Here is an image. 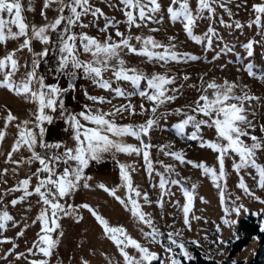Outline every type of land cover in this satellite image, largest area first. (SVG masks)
Wrapping results in <instances>:
<instances>
[{
    "label": "snow or ice",
    "instance_id": "obj_1",
    "mask_svg": "<svg viewBox=\"0 0 264 264\" xmlns=\"http://www.w3.org/2000/svg\"><path fill=\"white\" fill-rule=\"evenodd\" d=\"M248 0H244L247 4ZM231 0H169L167 5L162 0H119L122 7L123 20L109 17L103 9L94 4L92 0H43L41 15L45 22L41 24L30 23L24 15L25 5L23 0H0V45L5 47V53L0 55V87H4L13 94L23 95L25 99L33 102L35 110H30L32 118L19 121L10 108L6 109V116L3 118V127H0V143L6 137L7 129L12 121H19L16 124L17 132L14 134V142L11 149L7 151L6 159L16 165L13 172H19V166L27 163L36 164L35 170L29 168L28 174L20 177L10 188L3 189L0 195V230L20 225L8 204L15 206L33 194L38 196L37 203L41 205L40 210L31 223H40L41 227L36 239L31 241V246L24 252L16 251L18 258H26L28 264H51V257L58 249L60 238L64 235L61 219L73 217L77 222L83 219L82 209H87L102 226L104 234L114 242L123 264H153L160 253L152 250L141 239L134 237L123 224H112L107 217L88 202L79 204L68 203L67 198L72 196L82 186L93 187L89 181L92 177L86 173L92 160H102L106 154L119 152L142 153L144 166L148 175L153 174L159 177L158 187L159 198L155 201L161 208L164 206V196L170 194L171 186L178 185L185 197L182 206L183 225L191 229L190 217L194 208L196 198L195 183L186 187L183 179L179 178L175 165L166 163L163 159H154L151 148V132L160 125V119L167 117V110L157 113L168 102L175 101L179 94L181 85L171 87L177 79L175 74L155 71L148 73L139 67L129 66L125 59L124 52L138 54L148 61L163 63L167 65L170 61L196 60L200 57L188 51H179L175 36H169L168 42L159 40L154 34L159 27H151L153 23L163 22L167 13L172 22H181L186 35L194 42L206 45L204 51L213 48V40L218 36L216 27L209 23L206 31L197 33L195 28L198 21L208 19L217 20L218 9H223L228 16L232 17L233 9L230 7ZM56 6L58 15L49 19L44 9ZM29 10L34 7L29 4ZM254 16L246 23L249 27L256 25L264 36V0L251 4ZM92 15L94 18L104 16V24L99 31L105 32L104 39L97 35L90 34L83 29L84 17ZM124 23L126 30H121L119 25ZM218 23L230 27L234 24L236 29H243L245 22L240 20H227L221 13ZM133 28H147L144 31L133 32ZM115 32L114 38L112 32ZM54 34V35H53ZM223 39V37H219ZM45 45L37 51L35 42ZM10 42H17V47L8 48ZM259 43L254 38L249 39L242 46L247 55L252 57L254 45ZM225 45L221 51L228 50ZM23 49L31 54V61L26 59L23 65L20 62L17 52ZM56 56L54 82H48L45 74L39 71L42 63H48L49 55ZM82 54H88L87 59ZM221 54L217 51L212 57L217 59ZM240 54L237 53V56ZM207 59V56L204 57ZM26 70L22 73L21 67ZM223 67V65L221 66ZM246 71L252 77L264 80V69L256 71L253 61L245 65ZM89 78L95 85L115 93V96L125 98V102L113 106L105 111L97 104L111 103V98L105 95H93L85 89V95L93 101V104H84L79 111L68 109L64 102V93L75 88L73 78L80 75ZM106 73L110 75L106 76ZM191 74H184L187 80ZM67 76L69 83L67 88L60 85L59 77ZM123 82H130L133 90L128 91ZM248 85H238L235 80L224 78L222 82L210 79L207 82L201 77V89L195 101L187 106L172 109L173 112L182 113L173 127L178 136L188 135L192 140L198 141L201 147H208L217 153V165H209L207 161H196L189 159L184 149H172L170 144H158L164 155L174 158L180 164H191L202 169L205 175L210 176L211 181L219 190L220 201L224 204V224L234 225L236 220L230 219L231 213L237 215L241 212L243 205H228L225 200H230L227 193V170L226 158L232 159L231 167L241 173L238 187L246 194L256 200L264 198L258 196L244 179L242 169L252 168L255 170L257 182L256 187L264 189V163L260 162L264 156V136L257 135L256 129L264 133V123L253 122L249 119L251 109L245 107V102L260 100L250 91H244ZM240 89V91H237ZM138 96V106L133 103L131 97ZM59 110L60 118L70 125L73 132V143L69 145L63 140L48 141L46 139V123H51L55 113ZM143 114L146 119L135 122H118L117 114ZM150 113V114H149ZM191 126V131L186 129ZM204 127L215 130V138L203 136ZM135 137L139 144L129 143L126 137ZM245 137L250 138L246 140ZM174 143V141L172 142ZM27 149L30 155L21 159H13L14 153ZM39 149V150H38ZM238 157V159H237ZM160 165L161 167H156ZM120 183L113 187L101 182L99 187L110 193L118 200L132 217L137 221L142 236L147 241L163 245L167 258L158 264H181L176 249L185 257H191L192 253L188 244L182 239L183 233L173 229L167 234V241H164V233L156 224V217L145 211V204H152L150 192L142 190L134 183L132 170L129 165L120 163ZM163 169V170H162ZM7 168L0 169V173H7ZM175 173V175H174ZM248 175H252L251 172ZM33 177L36 178L33 183ZM6 182V181H5ZM125 189L124 195L118 194V189ZM153 187H156L154 184ZM19 191L21 194L14 196L9 202L5 197L10 193ZM204 199V197H200ZM240 199L239 196L236 197ZM179 203V201H177ZM235 204V202H233ZM28 208L32 205L28 204ZM175 223V221H173ZM29 227L23 223L16 236H23ZM220 228V225H217ZM220 241L227 243L221 235ZM0 242H12V247L7 251L12 252L17 247L13 236L0 232ZM199 244V241H195ZM133 249L134 251L130 250ZM27 253V257H25ZM105 255H107L105 253ZM82 264H90L87 258L81 257ZM56 264H62L57 259ZM109 264H120V260ZM232 264H236L233 261Z\"/></svg>",
    "mask_w": 264,
    "mask_h": 264
},
{
    "label": "rangeland",
    "instance_id": "obj_2",
    "mask_svg": "<svg viewBox=\"0 0 264 264\" xmlns=\"http://www.w3.org/2000/svg\"><path fill=\"white\" fill-rule=\"evenodd\" d=\"M92 2L101 7L104 13H107L109 17H115L116 19L123 20L122 7L119 5V0H92ZM259 2V0H248L247 4L244 0H231L230 7L233 9V16L230 17L223 9H218L217 20L209 21L204 19L198 21L195 31L201 33L206 31L209 23H212L216 27L218 36L213 40V48L204 51L206 45L192 41L185 33L181 22H172L167 13L163 22H156L151 27H159V31L152 33L159 40L168 42L169 36H175L178 43V50L188 51L194 53L200 57L196 60H182V61H170L167 65L163 63H154L148 61L146 58L125 51L124 56L129 66H137L140 69L152 73L155 71L167 72L169 75L175 74L177 79L175 84L181 85L179 88V94L175 101L168 102L164 107L159 109L157 115L167 110V117L160 119V125L151 132V152L154 159H163L166 163L175 165L176 172L179 173V178L183 180L186 187H190L195 183L196 198L194 201V208L190 213V217H199V219H191V229L183 225V212L182 206L185 203V197L182 189L178 185L171 186L170 194L164 196V206L161 208L155 203L159 198L160 190L158 187L159 177L155 174L148 175L147 169L144 166V160L142 153H124L119 152L112 154H106L102 160H92L85 170L92 179L89 181L93 185L91 188L81 187L78 194L75 196L77 201L74 203L79 204L82 202H88L97 208L105 217L109 219L112 224H123L127 227L129 232L136 238L145 242L152 250L160 253L159 257L154 262H162L167 258L164 252L163 245L147 241L140 232V227L137 221L132 217L131 213L123 207V205L116 200L106 190L101 189L99 184L101 182L107 184L110 187L120 183V163H125L130 166L132 170L133 180L135 184H138L142 190L150 192V199L152 204H145L144 209L147 212L152 213L156 217V224L161 228L164 233V241H167V234L173 229H178L182 235V239L186 241L188 247L193 245H199L204 250L210 252L212 256L222 262V264H232L233 261L243 260L244 264L251 259L256 253H258V259L261 264H264V245L260 246L259 240L256 237H251L250 241L239 251H237L231 257L229 256V250L231 242L236 239V230L238 222L241 217L247 215H254L260 217V223L264 226V199L256 200L249 194H246L243 189L238 187V182L241 173L236 172L232 167V159L226 158L225 165L227 170V193L231 196L230 200H225V204L228 205H243L241 212L230 214V219L236 220L234 225L224 224L222 217L224 216V204L220 201L219 190L215 184L211 181L210 176L205 175L201 168L193 166L191 164H180L174 158H170L163 154V152L156 147V145L164 143L170 144L172 149H184L187 157L196 161H207L209 165H217L216 159L217 153L208 147H201L198 141L192 140L190 136H178L173 125L182 118V113L173 112L172 109L178 107H184L187 111V106L191 105L201 89V77L207 82L210 79H215L217 82H222L224 78L228 80H235L238 85H248L244 91H250L256 96H259L260 100H252L250 103L245 102V107L251 109L249 112V119H253L254 123L258 125L264 123V80L258 77H252L246 71L245 65L251 60L254 62L256 71L264 69V36L261 35L260 30L256 25L249 27L246 21L254 16V12L251 9V4ZM25 5L24 15L30 23L41 24L45 20L41 15L43 8V0H23ZM164 5L169 3V0H162ZM195 0H193V4ZM31 4L34 7V11L28 9V5ZM49 19L58 15L56 6L44 9ZM224 15L227 20H240L245 22L244 28L236 29L234 24L230 27H226L223 24L218 23L219 15ZM85 24L88 25L83 30L90 34L97 35L99 38L104 39L105 32L99 31L104 24V16L94 18L92 15L83 18ZM121 30H126V25L121 23L119 25ZM144 31L147 34V28L137 29L133 28V32ZM54 35V34H53ZM114 38L115 32H112ZM219 37H223L220 39ZM254 38L259 43L254 45V54L252 57L247 55L245 48L242 46L249 39ZM229 45L228 50L221 51L225 45ZM17 42H10L8 48L17 47ZM45 45L40 42H35L34 47L37 51L41 50ZM217 51L221 54L217 59L213 60L212 57ZM5 53V47L0 45V55ZM237 53L240 55L237 56ZM17 56L23 65L27 59L30 63L31 54L27 49H23L17 52ZM207 56V59L204 57ZM82 57L87 59L88 54H82ZM56 56L54 54L49 55L48 63H42L39 71L43 72L48 82H54L57 77L55 76ZM223 65V67H221ZM26 69L22 66L21 72ZM190 73L191 75L187 80H184V74ZM110 73H106V76ZM75 88L68 89L64 93V102L68 109L72 111H79L84 104H93L88 96L85 95V89L93 95H105L111 98V103L97 104L98 107H102L105 111L111 109L115 105H119L125 102V98L115 96V93L109 90H105L95 85L89 78H86L81 72L80 75L75 77ZM60 85L64 88L68 86V77L61 76L58 78ZM123 86L132 91L133 88L130 82H123ZM240 91V89H237ZM134 104L138 106L139 97H131ZM10 108L19 121L26 118H32L30 110H35L36 105L33 102L25 99L23 95H16L7 90L4 87H0V127H3L4 117L6 116V109ZM150 114V113H149ZM56 118L51 123H46V139L48 141L63 140L69 145L73 143V132L64 119L60 118L59 110L55 113ZM118 122H141L146 119L143 114H121L116 115ZM19 121H12L7 129V134L2 143H0V169L7 168V173H0V195L3 194V189L10 188L17 180L28 174L29 168L35 170L36 164L28 165L24 163L19 166V172H13L16 165L8 162L6 159L7 151L11 149V145L14 142V134L17 132L16 124ZM186 131H191V126H188ZM257 135L264 136L257 127L255 130ZM203 136L205 138H215V130L213 128L204 127ZM250 141V138L245 137ZM126 141L129 143L139 144V141L135 137H126ZM174 141V143H172ZM39 150V149H38ZM30 153L28 150L22 149L14 153L13 159H21L23 156H28ZM238 159V157H237ZM260 162L264 163V156L261 157ZM156 167H161L156 165ZM163 170V169H162ZM244 179L249 186L256 192V194L264 198V189L256 187L257 177L255 170L252 168L242 169ZM251 172L252 175H248ZM175 175V173H174ZM6 181V182H5ZM36 178L33 177V183ZM156 187H153V185ZM125 189L121 187L118 189V194L123 196ZM21 193L19 191L10 193L5 197V202H9L14 196H18ZM240 199L237 200L236 197ZM200 197H204L201 199ZM38 196L33 194L31 197L26 198L24 201L19 202L13 206L8 204L9 211L15 216L17 220L21 221L20 225L9 228L8 230H0L5 235L13 236L17 247L12 252L7 250L12 247V242H0V264H28L26 258H18L15 255L16 251L24 252L25 249L31 246V241L36 239L37 233L40 230V223H31L40 210L41 205L37 203ZM179 201V203H177ZM235 202V204H233ZM31 204L32 207L28 208L27 205ZM83 219L76 221L73 217H64L61 219V225L64 235L60 238L58 249L51 257V264H56L57 259L62 261V264H82L81 257L87 258L90 264H109V259L113 262L120 260V264H123L122 258L114 245L103 232L102 226L98 223L95 217L87 209H82ZM175 221V223H173ZM23 223H28L29 227L25 230L23 236H16V232L19 231ZM220 225V228H217ZM223 236V239L227 243L220 241L219 237ZM199 241V244L195 241ZM134 251L133 249H130ZM105 253L107 255H105ZM177 256L183 254L176 249ZM25 253V257H27Z\"/></svg>",
    "mask_w": 264,
    "mask_h": 264
},
{
    "label": "trees",
    "instance_id": "obj_3",
    "mask_svg": "<svg viewBox=\"0 0 264 264\" xmlns=\"http://www.w3.org/2000/svg\"><path fill=\"white\" fill-rule=\"evenodd\" d=\"M251 237H256L259 240V247L264 245V226L261 225L259 216L247 215L239 219L236 239L231 242L229 256L231 257L242 249L250 241ZM189 249L192 253L191 257H185L181 254L179 256L181 264H222L221 261L199 245L191 244ZM153 264H158V262L155 261ZM236 264H244V262L240 260ZM246 264H261L258 259V253L249 259Z\"/></svg>",
    "mask_w": 264,
    "mask_h": 264
},
{
    "label": "crops",
    "instance_id": "obj_4",
    "mask_svg": "<svg viewBox=\"0 0 264 264\" xmlns=\"http://www.w3.org/2000/svg\"><path fill=\"white\" fill-rule=\"evenodd\" d=\"M78 190H80V188L78 189ZM78 194V191H76L72 196H69L68 198H67V202L68 203H74L75 201H77V199L75 198V196Z\"/></svg>",
    "mask_w": 264,
    "mask_h": 264
},
{
    "label": "water",
    "instance_id": "obj_5",
    "mask_svg": "<svg viewBox=\"0 0 264 264\" xmlns=\"http://www.w3.org/2000/svg\"><path fill=\"white\" fill-rule=\"evenodd\" d=\"M75 79H76V78L74 77L73 80H72L73 83L75 82ZM68 83H69V80H68Z\"/></svg>",
    "mask_w": 264,
    "mask_h": 264
}]
</instances>
